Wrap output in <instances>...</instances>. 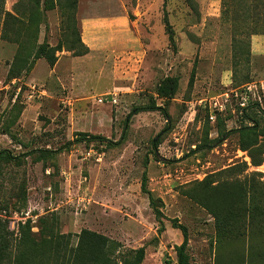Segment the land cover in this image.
I'll list each match as a JSON object with an SVG mask.
<instances>
[{
    "label": "rangeland",
    "instance_id": "obj_1",
    "mask_svg": "<svg viewBox=\"0 0 264 264\" xmlns=\"http://www.w3.org/2000/svg\"><path fill=\"white\" fill-rule=\"evenodd\" d=\"M47 1L36 9L32 0H4L24 19L21 43L37 28L39 45L61 51L54 66L42 58L9 78L19 47L0 37V151H55L0 159V219L11 231L31 219L38 233L39 218L55 214L61 233L93 230L125 248L145 246L142 264H176L183 235L170 220L177 218L189 230L190 264H264L263 237L220 238L201 204L218 183L264 181V91L247 106L260 123L255 134L241 133L254 124L240 105L244 87L264 80V35L236 55V27L222 20V0H77L72 9ZM85 47L87 54L75 52ZM167 77L179 84L170 100L158 94ZM152 105L167 114L146 110ZM135 108L143 110L128 121ZM77 133L101 140L69 146ZM145 171L148 189L164 202L161 235L142 192Z\"/></svg>",
    "mask_w": 264,
    "mask_h": 264
},
{
    "label": "trees",
    "instance_id": "obj_2",
    "mask_svg": "<svg viewBox=\"0 0 264 264\" xmlns=\"http://www.w3.org/2000/svg\"><path fill=\"white\" fill-rule=\"evenodd\" d=\"M32 5L36 8L47 5V0H32ZM58 7L75 8L77 0H56ZM36 8V9H37ZM18 12V11H17ZM4 9V0H0V37L1 40L17 44L19 51L15 54L10 70L9 78H19L21 74L31 72L35 62L39 59H46L50 66L56 63L55 52L61 51L60 45L56 48L48 44L39 45V29L32 32L28 43H21L19 36L24 19L20 13ZM24 14V13H23ZM37 12L33 10L29 14V20L35 21ZM221 18L224 22L235 25L234 30V50L236 55H245L240 49L242 45L248 44L253 36L264 35V0H222ZM169 41L175 45L174 32L165 21ZM81 43V41L79 40ZM85 46L83 43H81ZM245 50V49H244ZM78 55H85L89 52L85 47L84 52H77ZM27 53L28 55H25ZM194 85V75H192L189 88ZM178 78L167 77L159 85L158 94L166 99H172L178 92ZM160 108V109H157ZM163 110L155 105L146 107V110ZM143 109L135 108L131 117ZM248 107L244 108V115L254 126L243 127L241 133L255 134L260 123L247 113ZM101 140V137L92 136L88 133H77L76 139L68 145L74 143L92 142ZM216 140L215 142H217ZM158 145L157 143L155 144ZM247 150L246 146L242 147ZM55 151L33 149L25 154L14 156L9 151H0V159L8 162L20 159L22 156L38 155L40 159H46ZM214 183V182H213ZM212 183V184H213ZM205 184V182H202ZM208 186V184H207ZM142 192L148 196L149 205L159 224L158 235L165 231L163 222L164 213L162 208L164 202L156 198L148 189V177L146 171L142 179ZM213 199L202 201V207L214 218L215 228L220 238L231 235L249 237L254 236L264 238V181L258 179L256 175L247 177L242 181L232 183H218L211 186ZM174 229L181 231L183 241L175 246L177 253L176 264L189 263V230L179 222L177 218L171 219ZM32 220L27 219L20 224L17 231L9 229L8 222L0 219V264H142L146 257V247L137 249L125 248L120 242L93 230L83 229L78 234L61 233L59 231V217L55 214L42 216L39 218V231H33Z\"/></svg>",
    "mask_w": 264,
    "mask_h": 264
},
{
    "label": "built area",
    "instance_id": "obj_3",
    "mask_svg": "<svg viewBox=\"0 0 264 264\" xmlns=\"http://www.w3.org/2000/svg\"><path fill=\"white\" fill-rule=\"evenodd\" d=\"M261 90L264 91V80L247 84L244 87L245 95H243L241 98V107H247L249 105L250 97H255L256 95H259ZM215 106H217V104ZM211 118L214 119V115H211Z\"/></svg>",
    "mask_w": 264,
    "mask_h": 264
},
{
    "label": "crops",
    "instance_id": "obj_4",
    "mask_svg": "<svg viewBox=\"0 0 264 264\" xmlns=\"http://www.w3.org/2000/svg\"><path fill=\"white\" fill-rule=\"evenodd\" d=\"M62 59H63V56L59 58V61H61ZM53 72L54 71H52L50 73V76H52ZM56 79L61 83L63 88H67L66 86H69V84L66 83L67 79L64 76H62V75L61 76H57ZM181 240L183 241V239H181Z\"/></svg>",
    "mask_w": 264,
    "mask_h": 264
},
{
    "label": "water",
    "instance_id": "obj_5",
    "mask_svg": "<svg viewBox=\"0 0 264 264\" xmlns=\"http://www.w3.org/2000/svg\"><path fill=\"white\" fill-rule=\"evenodd\" d=\"M157 140H158V138H156V139L153 141L154 145L156 144ZM156 157H157L160 161L166 162V159L163 158V157H161V155L159 154L158 151H156Z\"/></svg>",
    "mask_w": 264,
    "mask_h": 264
}]
</instances>
